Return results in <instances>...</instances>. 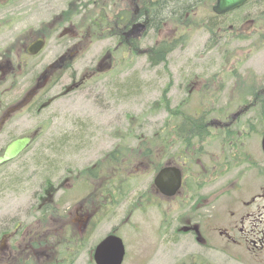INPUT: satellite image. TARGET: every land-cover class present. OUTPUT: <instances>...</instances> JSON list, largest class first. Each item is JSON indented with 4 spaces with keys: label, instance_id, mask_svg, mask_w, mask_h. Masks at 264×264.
I'll use <instances>...</instances> for the list:
<instances>
[{
    "label": "flooded vegetation",
    "instance_id": "obj_1",
    "mask_svg": "<svg viewBox=\"0 0 264 264\" xmlns=\"http://www.w3.org/2000/svg\"><path fill=\"white\" fill-rule=\"evenodd\" d=\"M104 1L0 0V156L11 141L35 133L33 142L16 159L30 151L35 139L47 129L46 116L54 106L72 94L92 93L97 89L98 81L111 75L125 60L126 57L115 61L113 54L119 48L143 53L150 66L149 58L155 60L156 51L191 48L189 42L194 34L190 35L187 30L194 24V19L190 18L200 5L206 9L207 16L197 22L201 31L195 29V32L200 31L199 39L203 43L192 48L199 53L217 51L225 56L229 53L225 38L228 45L231 41L248 43L249 36L239 35L236 27L248 21L250 14L245 13L246 9L253 4L260 5L262 0H248L224 14L213 11L216 0H189L190 4L184 7L181 0H110L112 11L105 20L100 17V11L106 10L102 7ZM195 16L199 19L197 14ZM155 22L159 23L157 27ZM174 22L181 24L182 33L159 39L164 30L170 34ZM255 35H259L257 39L261 38V33ZM103 38L110 40L104 50L98 45ZM259 44L252 39L247 48H252L250 45L257 48L247 53L260 51ZM91 52L93 59L88 60ZM78 65L81 66L79 71ZM194 69L197 70L191 68L189 77H180L178 89L185 96L190 97L187 92L194 94L201 104L187 115L183 109L185 97L178 101L173 113L174 120H178L172 129L174 141L163 140L166 129L169 130L163 127L160 132H152L148 142L141 143L145 145L140 149L142 162L146 163L144 168L126 167L124 170L127 176L134 174L135 182L133 180L125 190L118 185L113 160L115 147L109 153L108 163H102L101 158L95 159L83 170L81 194L76 205L70 204L69 193L74 185L67 177L63 181L66 188L62 190V204L43 206L45 210L49 208L48 220L60 223L63 244H76L82 250L86 248L85 241L97 233L104 217L112 213L117 199L129 194V202L139 207L138 212L152 210L151 213L157 215V234L151 235H156L166 246L165 254L161 253L158 258L159 264H264V76L257 77L256 74L254 83L226 97L223 83L222 100H219L215 97L221 92V88L216 87L221 83L218 77L193 75ZM221 69H225V63ZM113 99L107 101L113 103L112 107L122 101L118 97ZM98 102V108H105ZM216 105H219L218 109ZM107 112L100 109L98 117ZM20 115H27L34 122L30 126L16 124ZM125 117L130 116L126 113ZM113 124L103 121L99 126L104 129L99 127L96 132L118 131ZM21 127L26 128L15 135ZM216 137H221L222 142L221 164L209 166L201 152L202 146H208L212 138L217 141ZM82 140L77 147L75 145L78 150L85 149L88 144ZM173 143L178 144L179 155L185 157L180 156L176 163L157 159L156 154L171 148ZM198 145L199 148L194 147ZM50 148L48 146V151ZM33 155L36 153L31 158ZM47 156L44 159L46 165L49 160L53 161L50 151ZM134 157L141 156L138 153ZM166 166L176 167L181 174L180 187L173 196H166L154 184L156 175ZM144 177L147 179L145 185L137 188L136 184ZM221 178L224 187L218 197L225 195V201L223 205L220 202L214 206L213 201L217 203L220 199L213 197L216 191L213 183ZM48 186L49 183L40 186L39 193H44L50 188ZM34 195L38 198L37 191ZM17 214L18 211L0 215V264H55V247L46 240L53 235L35 231L39 227L35 221L23 222ZM146 223L156 224V221L149 217ZM136 227L135 224L132 226ZM109 235L119 236L112 229L91 245L93 248L89 253L94 264L97 244ZM171 251L174 255L169 258L167 254Z\"/></svg>",
    "mask_w": 264,
    "mask_h": 264
},
{
    "label": "rangeland",
    "instance_id": "obj_2",
    "mask_svg": "<svg viewBox=\"0 0 264 264\" xmlns=\"http://www.w3.org/2000/svg\"><path fill=\"white\" fill-rule=\"evenodd\" d=\"M109 2L110 0L102 2V7H105L106 10L102 9L100 11V17L104 20L107 14L111 15L112 10L109 9V6L112 1ZM72 7H75L74 3ZM206 13V9H202L198 5L190 18L194 19V24H190L187 30L190 35L194 34L189 42L191 48H187L186 50L174 49L165 56V60L158 64L156 68H152L149 65L143 53L137 51L131 53L127 52V49H124V47L119 48L113 54L116 58L115 61H121L124 57L126 58L120 62V65H117V69H114L111 75L102 76L103 78L97 83V89L92 93H87L88 95L72 94L67 100L59 102L54 106L53 110L48 112L46 116L48 117L45 120L47 129H45L44 133L40 134L32 146L33 148L22 157L0 167V215L5 213L6 216L10 215L11 212L18 211L17 216L21 217L23 222L33 223L35 221V224L39 225L35 231L52 234L53 236L46 238V240L48 244H52L55 247L57 255L55 264H94L93 260L90 259L89 253L90 249L93 248L91 245L112 229H115L125 244L126 254L123 264H159L158 258H160L161 253L165 254L164 250L166 246L159 242L156 235H151L157 234V215L156 213H151L153 212L152 210L148 213L138 212L139 207H135L134 202L130 204L129 194L125 197L121 195L117 199L112 213L104 217L99 225V230L96 231L97 233L85 241V244H88V246L86 245V248L83 250L81 246L76 244H63L60 223L50 222L48 220L50 214H47L49 208L45 210L43 206L48 205L50 207L55 203L62 204L64 201L62 190L65 187L63 181L67 177L74 185L69 193L70 204L76 205L81 194L80 180L83 177V170L92 165L95 159L101 158L102 163H108L109 153L115 147H117V151L114 153L113 160L116 163L117 171L115 175L118 185L120 187L122 185L130 186L135 179L134 174L127 176V172L124 171L125 168L129 167L134 170L137 167L141 170L146 164L142 162L144 158H142L140 149L145 148V145L143 146L141 143L144 141L148 142L151 133L160 132L163 127L169 128L171 131L175 128L178 120H174V111L171 109H175L176 104L183 97H185L183 109L186 111V114H190L191 110L194 111L201 104L200 99L194 94L191 95L187 92L190 97L185 96L184 92L178 89L180 77H189L191 68H197V70H192L193 75L209 74L208 76L214 75V77H218L221 83L216 87L221 88V92L217 93L215 97L219 100H222L223 83L225 84L226 97L227 94H237L241 92L243 86L246 88L254 83L256 74L257 77L260 75L264 76V43H261L264 41V0L261 1L260 5L253 4L248 7L245 11L247 15L250 14L248 21L242 23L240 27H236L239 35L249 36L248 43L241 40L239 42L231 41L228 45L226 42L227 38H225V48L229 47V53L225 54V56H221L217 51L199 53L195 52L192 48V46L194 47L203 43L199 39L201 34L198 33L201 31V28L197 26L199 25L197 22L206 17ZM261 13L262 16L260 15ZM195 14H197L199 19L196 20ZM177 28L180 29L181 24L174 22L171 25L170 34L167 35L168 31L164 30L162 32L163 36L159 35L158 38L165 39L181 34L182 30L180 29L179 31ZM195 29L200 31L195 32ZM256 33H261L260 39H257L259 35L256 36ZM252 39L260 42L259 46H257L261 50L256 53H247L248 51H255L256 45H250L253 49L247 48ZM109 44L110 40L108 38H103L98 42L100 49L103 50ZM242 47L243 51L238 52V49ZM92 59L93 54L91 52L88 54V60ZM224 63L225 69L223 70L221 68ZM77 67L79 71L81 66L78 65ZM76 70L77 68H75ZM233 77L234 79L232 80ZM233 82L234 85L232 84ZM132 83L137 88L135 90L139 93L130 96L134 93V89L130 87ZM127 92L128 94H126ZM113 97H118V100L121 99L122 101H118L112 107L113 103L107 101H110V98L113 99ZM159 98L161 102H158ZM97 102L98 105H102L106 109L98 108ZM155 102L159 108L151 111V104ZM219 102L221 105L222 102ZM168 107L170 110L166 112ZM215 108L218 109L219 105H216ZM100 109L103 112H107L106 110L110 112L98 117ZM114 109L116 110L114 111ZM126 113L130 117L126 118ZM19 117L15 122L16 124L22 123L30 126L31 122H34L27 115H20ZM103 121L113 122V126L118 131L112 130L109 133L96 132V129L99 127L104 129L103 126H99L103 124ZM127 127L128 131H125ZM24 128L26 127H21L20 129L22 130L16 132L15 135L23 132ZM82 128H85V130H81ZM79 131H84L86 135H89L86 140L88 143L86 148L80 151L78 149L73 150V153H69L65 149L62 150L63 155L66 153L65 156H53V164L60 165L55 177L52 174H41L36 164L39 166L40 161L44 162V158L48 157V146L55 148L56 144L64 140V137L75 136ZM79 136L84 137L83 134H79ZM216 138H218V140L216 139L217 141H215V138H212L208 146H202L204 148L201 152L205 155L204 159H208L207 165L209 166L221 164L222 142H220L221 137ZM194 147L199 148L200 145ZM177 150L178 144L173 143L171 148H166L163 153L156 154V157L159 160L167 159L172 163H176L179 161L180 156L182 158L185 157L183 154L179 155ZM34 152L36 155H33L31 158ZM194 152L196 153V150ZM138 153L141 157H134V154ZM216 157H218V160H216ZM32 159L34 160L32 161ZM192 172L193 169L191 170ZM134 173H137V171H134ZM138 174L142 175L140 172ZM48 175L54 177L51 183H49L50 186L48 187L50 188L46 189L44 193H39L38 189L41 186L42 180ZM10 177H12L11 181L9 180ZM7 178L9 179L6 181ZM146 180L145 177L139 180L136 184L137 188L141 189L142 185H145ZM223 184V178L213 183L214 189H216L213 197L220 199L217 203L213 201L214 206H218L220 202L223 205L225 201V195L218 197V194L222 192L221 190L224 187ZM2 189L5 192H2ZM36 191L38 192V198L34 195ZM27 215L29 216L27 217ZM149 217L156 221V224L146 223ZM132 221L137 225L136 228H132L134 226ZM167 246L171 249L174 248L171 245ZM173 255L174 251L167 254L169 258H172Z\"/></svg>",
    "mask_w": 264,
    "mask_h": 264
},
{
    "label": "water",
    "instance_id": "obj_3",
    "mask_svg": "<svg viewBox=\"0 0 264 264\" xmlns=\"http://www.w3.org/2000/svg\"><path fill=\"white\" fill-rule=\"evenodd\" d=\"M248 0H216L213 11L216 14H224L235 8L240 7ZM27 135L11 141L0 156V166L14 160L24 149L33 141L34 136ZM264 150V137L262 140ZM154 184L166 196H173L180 187L181 174L179 169L174 166L162 168L154 179ZM124 245L122 240L109 235L99 242L95 248L93 259L95 264H121L124 257Z\"/></svg>",
    "mask_w": 264,
    "mask_h": 264
},
{
    "label": "trees",
    "instance_id": "obj_4",
    "mask_svg": "<svg viewBox=\"0 0 264 264\" xmlns=\"http://www.w3.org/2000/svg\"><path fill=\"white\" fill-rule=\"evenodd\" d=\"M189 4H190L189 0H181L182 7L188 6ZM185 8H186V10H188L187 7H185ZM183 12H184V9L181 11V13H182L181 15L182 16H183ZM155 24H156V27L159 25V23H157V22H155ZM169 53L170 52L166 51V50L156 51L154 53L155 54L154 55L155 60L151 59V57H150L149 61L152 63V66L158 65V64L162 63L165 60V58H166L165 56H167V54H169ZM130 87L132 89H134V93L131 94L130 96H133V95H136V94L139 93L137 90H135L136 87H134L133 83L130 84ZM159 100H160V98H159ZM159 100H158V102H161V100L160 101ZM155 103L151 104V107H150L151 111L153 109H155V108H159L157 103L156 104ZM169 110H170V108L168 107V110H166V111L169 112ZM171 110L174 111L175 109H171ZM79 134H83L85 138L82 137V136H79ZM173 135H174L173 131H170V130L166 129L163 140L166 141V142L174 141ZM88 137H89V135H86V133L82 132V131H80V133H77L75 136L74 135H70L68 138L66 136V137H64L63 141H61L60 143L56 144L55 148L51 147L49 149L50 154H51L52 157L53 156L59 157L60 155L65 156L66 153H64V155L62 153V150H64V149L67 150L69 153H73V150H77V148H76L77 145H78L77 143L83 142L82 138L86 141ZM75 145H76V147H75ZM68 152H67V155H68ZM44 159L46 160V158H44ZM49 161L50 162L46 161L48 166L45 164V161L44 162L42 161L43 163L39 164V167H40V170H41V174H52L55 177V174L58 173V171H59L60 165H54L53 161H51V160H49ZM54 177H50V175H48L42 181L46 185V183H50ZM121 187L123 188V190L126 189V186H124V185H122Z\"/></svg>",
    "mask_w": 264,
    "mask_h": 264
}]
</instances>
